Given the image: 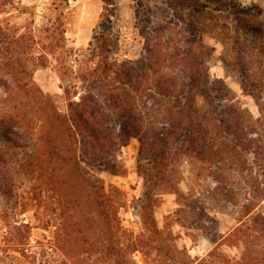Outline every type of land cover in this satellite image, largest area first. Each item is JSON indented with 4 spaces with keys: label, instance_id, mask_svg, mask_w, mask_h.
I'll return each mask as SVG.
<instances>
[{
    "label": "rangeland",
    "instance_id": "rangeland-1",
    "mask_svg": "<svg viewBox=\"0 0 264 264\" xmlns=\"http://www.w3.org/2000/svg\"><path fill=\"white\" fill-rule=\"evenodd\" d=\"M113 1L120 16L111 24L113 41L117 40L112 49L120 58L123 54L138 57L146 46L139 33L156 34L152 29L157 25L165 27L161 46L171 54L177 47H193L186 40L197 32L209 79L225 85L219 97L212 93L211 107L226 125H232L224 140L236 134L234 122L256 124L261 118L264 0ZM138 4L146 5L148 12L140 6L135 12L132 5ZM195 9L200 10L199 19L194 18ZM102 10V0H0V120L7 122L8 131L21 130L32 143L34 129L46 126L42 106L69 113L68 102L76 97L65 93L64 86L76 81L73 70L81 62H74L65 47L74 52L86 49ZM206 11L213 16L206 17ZM197 47L194 51H200ZM63 66L71 72L62 75ZM197 100L203 102V98ZM206 107L210 109L209 103ZM259 129L245 134V139L259 138ZM4 141L0 129V149ZM138 147L137 139L130 138L117 148L118 172L92 164L89 171L105 192L111 194L116 188L120 194L111 197L110 207L106 204L104 209L81 205L80 213L77 209L72 214L76 224L67 221L68 210L63 214L55 207V192L48 190L38 197V206H32L27 195L19 203L0 195V264H264V200L243 214L245 178L241 174L224 171L235 183L233 194H226L235 197L237 206L217 189L211 177L214 167L206 170V163L196 159L165 166L173 168L166 178L169 182L150 190L141 173H151L153 179L158 173L147 153L137 171ZM247 152L244 167L251 168L252 174L260 172L264 157L256 144ZM108 163L112 165L111 159ZM23 179L20 176V189L27 187ZM114 209L117 218L112 222ZM109 218L112 228L106 226Z\"/></svg>",
    "mask_w": 264,
    "mask_h": 264
},
{
    "label": "trees",
    "instance_id": "trees-1",
    "mask_svg": "<svg viewBox=\"0 0 264 264\" xmlns=\"http://www.w3.org/2000/svg\"><path fill=\"white\" fill-rule=\"evenodd\" d=\"M102 2L99 22L86 49L74 52L65 47V51L74 56V62H81L73 70L76 81H69L64 86L65 93L72 92L76 97L68 102L69 113L62 115L51 105L40 106L45 113L46 126L38 131L34 129L32 143L21 130L8 131L7 122L0 120V129L5 135L1 153L8 155V159H3L0 153V195L18 203L27 195L29 203L38 206V197L48 190L55 192V207L63 214L68 210L67 221L76 224L77 218L72 219V214L77 213V209L79 214L81 205L85 203L93 205L94 209H104L106 204L110 207L111 197L120 194L116 188L111 189V194L105 192L99 178L89 171L92 164L111 166L114 172H118L115 163L117 148L130 138H136L139 145L137 171L141 168L140 158L147 153L152 159L150 165L158 173L156 179L151 173H141L150 190L161 187L164 181L169 182L166 178L173 168L165 166H173L179 161L190 163L196 159L206 163V170L214 167L211 177L217 189L225 191L227 200L234 206L240 204L233 195L226 194L232 193L235 185L226 172L241 174L245 178L241 189L246 201L240 207L244 215L252 212L264 200V163L258 165L260 172L255 174L243 163L252 143L264 157L262 108L256 124L236 121L233 123L236 133L233 139L224 140L232 125H226L213 111L215 97L212 93L219 97L225 85L222 80L209 79L201 55V38L195 37L197 32L186 43L197 44L195 47L200 51H194L195 47L191 45L185 49L174 48L171 54L161 46L160 33L165 27L157 25L152 29L157 31L156 34L149 31L139 33L146 46L138 57L123 54L120 58L112 49L117 40L113 41L111 26L114 17L120 16L119 7L113 0ZM139 6L148 12V7L143 4L132 5L135 12ZM199 12L195 9L194 18H200ZM204 15L213 16L207 11ZM146 22L153 24L148 17ZM67 72L70 73L71 69L64 67L62 75ZM30 83L34 85L31 78ZM198 98H203L201 104H198ZM208 103L210 109L206 107ZM257 127L260 128L259 138L245 139V134ZM254 154L257 159L256 152ZM12 162L14 165L10 166ZM20 176L27 183L24 189H20ZM207 192L211 193L212 189ZM116 218L115 211L112 222ZM110 220L106 221L107 228H112Z\"/></svg>",
    "mask_w": 264,
    "mask_h": 264
}]
</instances>
